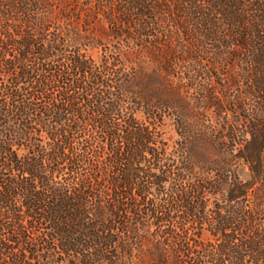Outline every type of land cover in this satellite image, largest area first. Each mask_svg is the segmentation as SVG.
Listing matches in <instances>:
<instances>
[{
  "label": "trees",
  "instance_id": "16d2710c",
  "mask_svg": "<svg viewBox=\"0 0 264 264\" xmlns=\"http://www.w3.org/2000/svg\"><path fill=\"white\" fill-rule=\"evenodd\" d=\"M0 264H264V0H0Z\"/></svg>",
  "mask_w": 264,
  "mask_h": 264
},
{
  "label": "rangeland",
  "instance_id": "374dc122",
  "mask_svg": "<svg viewBox=\"0 0 264 264\" xmlns=\"http://www.w3.org/2000/svg\"><path fill=\"white\" fill-rule=\"evenodd\" d=\"M169 134H172L173 138L176 137L175 133H174L172 130L169 131ZM241 175H242L243 177H245V176H247V172L244 171V170H241Z\"/></svg>",
  "mask_w": 264,
  "mask_h": 264
}]
</instances>
